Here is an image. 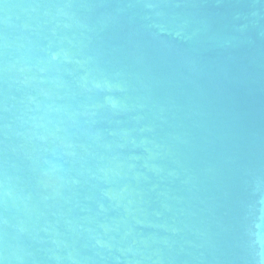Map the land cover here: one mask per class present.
Wrapping results in <instances>:
<instances>
[{"label":"water","instance_id":"obj_1","mask_svg":"<svg viewBox=\"0 0 264 264\" xmlns=\"http://www.w3.org/2000/svg\"><path fill=\"white\" fill-rule=\"evenodd\" d=\"M0 264H264V0H0Z\"/></svg>","mask_w":264,"mask_h":264}]
</instances>
